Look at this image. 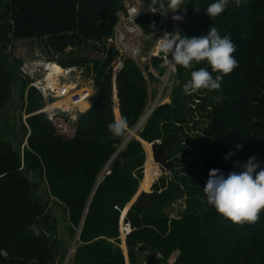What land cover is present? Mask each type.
I'll return each mask as SVG.
<instances>
[{"label": "trees", "instance_id": "16d2710c", "mask_svg": "<svg viewBox=\"0 0 264 264\" xmlns=\"http://www.w3.org/2000/svg\"><path fill=\"white\" fill-rule=\"evenodd\" d=\"M211 2L182 0L178 31L198 37L216 27L222 35L230 34L238 67L224 76L220 91L185 95L182 86L190 72L200 67L211 71L210 66H175L178 83L171 102L157 106L137 132L146 142L162 143L153 144L154 155L173 174L157 179L152 146H143L135 137L124 142L128 129L142 119L154 89L148 92L146 75L130 59L115 68L119 52L103 43L113 36L125 0H0V111L14 87L21 101L16 146L12 137H4L9 124L0 120V264H55L65 257L64 236L57 234L58 220L50 204L62 211L70 236L83 219L70 264H126L119 226L124 208L123 223L131 229L126 235L129 264L143 262L137 255L139 243L153 252L145 264H264V212L255 223H233L206 203L202 191L211 169L225 175L238 172L250 156L264 166V0L230 3L212 20L204 11ZM159 19L153 13L138 23L151 33ZM42 38L64 65L93 64L97 93L73 124L61 114L51 121L39 112L42 97L19 71L23 57L19 47L14 53V44L30 41L26 53L31 56L35 45L45 52ZM91 48L103 56L79 55ZM152 63L157 75H163L160 59ZM145 71L155 84L157 78L148 67ZM51 80H46L50 86ZM119 115L127 117L128 128L114 137L108 124ZM190 145L197 146L202 164L185 163ZM229 152L234 154L225 160ZM108 163L109 173L103 172ZM36 177L46 184L43 195L35 192ZM140 181L145 191L129 208ZM183 197L178 216H169L167 209Z\"/></svg>", "mask_w": 264, "mask_h": 264}, {"label": "built area", "instance_id": "2783aa9c", "mask_svg": "<svg viewBox=\"0 0 264 264\" xmlns=\"http://www.w3.org/2000/svg\"><path fill=\"white\" fill-rule=\"evenodd\" d=\"M170 2L171 0H169L168 6L166 4V0H152L147 3L140 0L136 4H128L130 1L125 0L124 10L118 12L119 20L114 28L113 36L107 38L106 41L103 42L106 48L113 47L119 52L118 62L115 65V68L121 65L125 59H130L143 72L145 70L144 66L148 65V71L153 73L158 80V84L156 85L158 92L155 99L151 101L145 109L138 127L136 129H128L131 133L127 136V141L132 137L139 138L137 135L138 130L146 118L150 116L152 111L157 106L163 104L162 98L164 93L168 92L173 86V75L176 73V67L169 60L163 58L161 54H158L157 51L159 38L165 32H177L179 23H182L183 21V19L179 21L173 19V16L176 15L182 17L184 10H180V8L174 10L168 9L170 8ZM153 13L160 16L159 22L151 33H146L138 23V19L142 16ZM146 42L150 43L148 52L145 50ZM56 57L57 55L54 54L53 58ZM154 57H159L161 65L165 67V72L161 76L156 74L151 64V59ZM143 60H145V65L142 63ZM55 66H57L60 71H55ZM18 67L21 76L30 80L28 86L34 87L36 92L42 97L44 106L39 110V112L45 113L46 117L51 121H53L58 114H61L66 117L67 123L73 124V122L76 121L82 107L84 108L83 105L86 103L89 104L96 96L97 92L93 84V64L91 62L83 65L73 64L60 66L55 60H52V57H49L39 45H35L33 47L32 55L27 56L26 58L23 57V61ZM49 76H51V78L56 76L51 86L45 82V80H48ZM149 93L151 94V89ZM56 102H59L60 105L49 108ZM196 102H198V100H196ZM148 109H150L149 113L145 114ZM194 115V119L198 118L196 113H194ZM140 141L143 146L144 143L152 146L153 156L154 159H156L157 157L154 155L156 147L153 144L157 143L162 147L161 141L156 140L154 143H149L141 138ZM186 147L188 148V152H186V155L183 157V159H185V163L202 164L203 160L197 156V146L190 145ZM158 150L162 152L161 154H163L161 149ZM167 161L169 160L167 159ZM185 163L179 164L184 166ZM164 165L165 167L163 169H165V171L163 176L168 177L172 175L173 173L169 169V165ZM197 171V168L193 169L192 174H195ZM182 173L187 175L185 172ZM178 201L179 200L174 201L170 207L173 208ZM120 230L121 232H124H122L124 236L131 231L130 227L125 225L123 222L120 226Z\"/></svg>", "mask_w": 264, "mask_h": 264}, {"label": "clouds", "instance_id": "9594fccd", "mask_svg": "<svg viewBox=\"0 0 264 264\" xmlns=\"http://www.w3.org/2000/svg\"><path fill=\"white\" fill-rule=\"evenodd\" d=\"M181 2L182 0H171L168 9L181 10ZM230 3L239 6L241 0H212L204 11L212 20L220 16ZM173 19L179 21L183 17L176 15ZM236 50L237 46L231 35H222L216 27H210L206 35L198 37L181 36L179 31L165 32L159 38L157 46L158 54L174 66L192 69L201 62L210 66L211 71L208 67H200L190 72V78L182 86L185 95H193L200 90L220 91L224 76L238 67V60L233 55ZM212 73L216 75L213 76ZM217 100L219 101V97ZM127 128L128 120L123 115L117 116L108 124V130L114 137L123 136ZM236 148L238 150L240 145ZM233 154L229 152L224 159H229ZM240 168V171L229 172L227 175L220 169L209 170L202 191L206 203L222 217L237 224L255 223L264 212V166L255 156H250Z\"/></svg>", "mask_w": 264, "mask_h": 264}, {"label": "rangeland", "instance_id": "374dc122", "mask_svg": "<svg viewBox=\"0 0 264 264\" xmlns=\"http://www.w3.org/2000/svg\"><path fill=\"white\" fill-rule=\"evenodd\" d=\"M129 1H130V3H128V4H136L140 0H129ZM14 45H16V48L14 49V53L15 54L17 53V47H19L20 56L26 58L27 55H28V53H26V49H27V47L31 46L32 43L30 41L24 40L23 42H20V43L16 42ZM82 54L83 55H86V56H89V57H95V58H101L103 56L102 55V52L100 54V51L97 50V49H94V48H91V49H88V50H82V52H80L79 55H82ZM52 60H55L58 65L64 66V64L61 62V60L54 59V58H52ZM55 77H54V79H55ZM61 82H62V80H61ZM176 83H178V79L175 78L174 75H173V86L170 88V90L168 92H165L164 93V96L162 98V103H170L171 102L170 93H171V91H172V89H173V87L175 86ZM157 84H158V81L155 84L153 82H151V81L148 82V90H149V92H150V89L151 88L154 89V91L152 92V95L148 98V103L146 105V108L148 107V105L150 104V102L155 99V97L157 95V92H158V89L156 88V85ZM151 86H153V87H151ZM85 105H87V103ZM85 105H83V106L85 107ZM79 109H78V111H79ZM20 112H21V101H20L19 89L17 87H14L13 88V94H12L11 99L4 106V108L2 109V111H0V114L3 113L2 117L0 118L1 122L5 120V122L7 124H9L8 127L5 128L6 129V131H5L6 134L4 135V137H8V138H11L12 137L11 138V142H12L13 146H16L17 145V142H16L17 140H15L13 137L19 136V134H20L19 126H18L19 125L18 124V116L20 115ZM144 112H145V110H144ZM24 117H25V115H23V118ZM130 133H131L130 131H127V135L125 136L126 137L125 139H127V136H129ZM137 139L140 140V137L137 138ZM155 161H156L157 167L159 168V176L157 177V174H158L157 173V170L153 171V176L154 177H157V179H159V178H161L164 175L165 169H163V168L165 167V165H164L165 163L162 164V161H160L158 159V157L155 159ZM108 166H109V164L106 165V167L103 170V172L105 170L107 171ZM143 170H144V166H143ZM107 173H109V170L107 171ZM34 180L37 181V183H38V186H37V189H36L35 192L38 193L39 195H43L44 194V191L46 190V184H45V182L44 181H39V179L37 177ZM141 181H142V179H141ZM141 181L139 182L138 192L145 191V190H140ZM184 202H185V199L183 197L178 202H176V204H175V206H173V208L170 207L169 209H167V212L169 213V216H171V217L178 216V214L180 213V211L184 207V204H185ZM127 205H129V203ZM130 206L131 205H129V208H130ZM49 207L52 208V211L54 212V216L58 220V222H57L58 223V227H57V234H58V236H60V235L61 236H64V242L62 244L63 245L62 248H64L63 251H65V257L63 259L58 258L56 260V263L55 264H65V263L66 264H70V260L72 258V254L74 253V250H75L74 249V246H72L76 242L75 235L74 236H70L68 234V232H66L64 226L67 224V222L63 218L62 211L59 210L57 207L53 206L52 204H50ZM128 209H127V211H128ZM123 210H122V212H123ZM122 212H121L120 218H119V221H120L119 226L122 225V222H123V219H124L122 217ZM82 222H83V219H82ZM82 222L80 223V225L82 224ZM80 225H79V227H80ZM79 227H78V229H79ZM122 232L120 230V236L123 235ZM124 237H126V236H124ZM137 252H138L137 253L138 257L143 261L142 264H145L146 261H147V259H149L152 256V254H153L152 251L146 249L143 246H140L137 249ZM175 254H177V252L174 253L171 256L170 262H174L175 256H176Z\"/></svg>", "mask_w": 264, "mask_h": 264}, {"label": "water", "instance_id": "95a60500", "mask_svg": "<svg viewBox=\"0 0 264 264\" xmlns=\"http://www.w3.org/2000/svg\"><path fill=\"white\" fill-rule=\"evenodd\" d=\"M41 43H42V45H43V47H44L45 52L47 53V55L50 56V57H53L54 54L52 53L50 47L48 46V44L46 43V41H45L44 38L41 39ZM26 117H27V116H26ZM139 124H140V122L135 126L134 129H136V128L138 127ZM124 142H127V139H125ZM121 146H122V145H121ZM120 149H121V147L119 148V150H120ZM119 150H117V151L115 152V154H116ZM115 154H114V155H115ZM160 154H161V153H160ZM114 155H113L112 157H114ZM110 161H111V160H110ZM160 161H162V160H160ZM108 164H109V163H108ZM108 164H107V165H108ZM99 181H100V176H99V178L97 179V183L95 184V187H96V185L99 183ZM95 187H94V188H95ZM138 189H139V187H138ZM138 189H137L136 193L134 194V196L131 198V200L128 202L130 205H132V204L138 199L139 195L142 193L141 191L138 192ZM93 192H94V189H93V191H92V194H93ZM88 202H89V201H88ZM81 222H82V221H81ZM81 225H82V224H81ZM81 225H80V226H81ZM79 231H80V227H79V229L77 230V232H76V234H75V238H76V240L78 239V233H79ZM121 236H123V235H121ZM121 236H120V240H121L120 247H121V249L123 250V253H124V256H125V259H126V264H129V255H128V247H127V245H126V237L123 236V239H124V242H125V246H126V247H125L126 250H125V252H124V249H123V247H122V238H121ZM72 246H74V244H73ZM138 246H141V243H139ZM177 254H178V253H177ZM177 254H175V255H177ZM175 257H176V256H175Z\"/></svg>", "mask_w": 264, "mask_h": 264}, {"label": "crops", "instance_id": "0c3cea01", "mask_svg": "<svg viewBox=\"0 0 264 264\" xmlns=\"http://www.w3.org/2000/svg\"><path fill=\"white\" fill-rule=\"evenodd\" d=\"M148 43H149V42H146V48H145V49L147 50V52H148V49H149V46H150V44H148ZM154 58H155V57H154ZM159 59H160V58H159ZM152 60H153V59H151V64H152V66H153ZM160 61H161V60H160ZM142 63H143V65H145V64H146V63H145V60H143ZM161 66H162V65H161ZM144 67H148V65H145ZM154 71H155V70H154ZM144 72H145V75H146V79L149 81L148 76H147V72H146L145 70H144ZM144 72H143V73H144ZM152 74H153V73H152ZM156 74H157V73H156ZM153 75H154V74H153ZM154 76H155V75H154ZM148 81H147V82H148ZM149 82H150V81H149ZM151 87H153V86H151ZM151 89H152V88H151Z\"/></svg>", "mask_w": 264, "mask_h": 264}, {"label": "bare ground", "instance_id": "6f19581e", "mask_svg": "<svg viewBox=\"0 0 264 264\" xmlns=\"http://www.w3.org/2000/svg\"><path fill=\"white\" fill-rule=\"evenodd\" d=\"M55 71H60V69L57 67V69H56ZM51 79H52V82H53V77L51 78V76H49V77H48L49 82H50ZM45 82H46V80H45ZM47 83H48V82H47ZM53 107H54V106L49 107V108H53ZM149 110H150V109H148L147 112H146L145 114H148V113H149ZM146 117H147V116H146Z\"/></svg>", "mask_w": 264, "mask_h": 264}]
</instances>
